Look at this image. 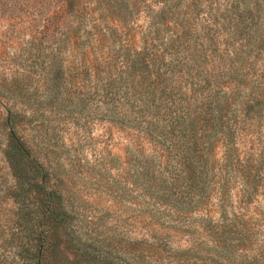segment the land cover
I'll list each match as a JSON object with an SVG mask.
<instances>
[{"label": "trees", "instance_id": "obj_1", "mask_svg": "<svg viewBox=\"0 0 264 264\" xmlns=\"http://www.w3.org/2000/svg\"><path fill=\"white\" fill-rule=\"evenodd\" d=\"M58 7L40 34L44 100L59 117H91L124 134L151 228L191 232L185 254L233 264L234 250L246 251L264 229V0H59ZM20 88L6 109L2 151L15 234L2 241L17 264H30L31 250L47 252L73 212L37 145L17 132Z\"/></svg>", "mask_w": 264, "mask_h": 264}, {"label": "rangeland", "instance_id": "obj_2", "mask_svg": "<svg viewBox=\"0 0 264 264\" xmlns=\"http://www.w3.org/2000/svg\"><path fill=\"white\" fill-rule=\"evenodd\" d=\"M58 3L0 0V96L9 98L0 101V264H17L11 245L2 241L15 234L13 178L2 151L10 132L6 109L12 112V91L20 87L24 97L15 102L17 132L37 145V156L53 169V180L73 212L71 225L58 229L43 256L38 255V242L33 243L30 264H168L170 260L172 264H227L185 254L191 232L151 228L141 206L139 184L128 172L131 146L124 134L115 130L111 134L91 117L85 121L83 116L79 120L59 117L54 102L44 100L40 77L47 53L41 51L46 40L40 34L58 11ZM13 237L17 242L19 236ZM248 242L246 251L234 250L233 264H264V229L255 231Z\"/></svg>", "mask_w": 264, "mask_h": 264}]
</instances>
